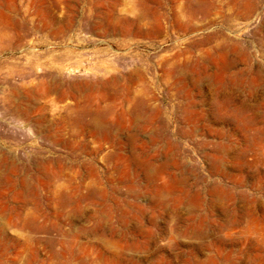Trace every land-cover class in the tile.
<instances>
[{"label":"rangeland","instance_id":"obj_1","mask_svg":"<svg viewBox=\"0 0 264 264\" xmlns=\"http://www.w3.org/2000/svg\"><path fill=\"white\" fill-rule=\"evenodd\" d=\"M0 264H264V0H0Z\"/></svg>","mask_w":264,"mask_h":264}]
</instances>
